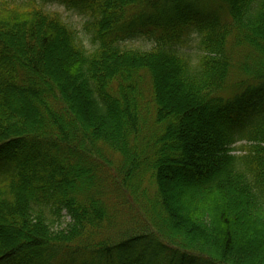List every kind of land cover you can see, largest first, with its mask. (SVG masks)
<instances>
[{
  "label": "trees",
  "instance_id": "trees-1",
  "mask_svg": "<svg viewBox=\"0 0 264 264\" xmlns=\"http://www.w3.org/2000/svg\"><path fill=\"white\" fill-rule=\"evenodd\" d=\"M48 1L0 0V264H264V0Z\"/></svg>",
  "mask_w": 264,
  "mask_h": 264
},
{
  "label": "rangeland",
  "instance_id": "rangeland-1",
  "mask_svg": "<svg viewBox=\"0 0 264 264\" xmlns=\"http://www.w3.org/2000/svg\"><path fill=\"white\" fill-rule=\"evenodd\" d=\"M15 1L16 3L25 1V0H12ZM39 3L41 2V0H37ZM45 8L46 10H49L50 12L53 13H57L58 15H60V17L69 25H71L73 28H75L78 32H80L81 36L83 37V39L86 42V45L88 46L89 44V40H90V35L88 33L85 32L84 28H85V23L87 21V18L84 14H82L80 11L70 8L68 7L66 4L60 2V1H53V0H49L48 2L45 3ZM141 37V36H139ZM122 44H125L126 46L130 47V48H134V49H147L150 45V42L148 40L145 39V37H141V38H137V39H133L130 41H125ZM187 47L184 49V52L190 53L192 55H194L196 53V46H195V42H189L187 45ZM111 195H107V198L109 197L110 199V208L115 212L118 213L119 211L123 214L121 216V219L119 221H121L122 219H124V217H126L123 221V223L121 222L120 224L123 226L121 227H117L114 230H111L113 233L116 232H123L125 230H130L131 229V215H130V210L127 209L124 204V201H122V199L120 200H116L117 196L115 195V193L113 192V190L110 191ZM119 198V197H118ZM119 212V213H120ZM64 214V213H63ZM66 221H68V217L65 218ZM90 256H83L78 258L76 261V264H81V262H83L84 264H90V260L91 258H89ZM82 259V260H81ZM117 258L115 256L109 257L108 259L103 258L101 259V262L97 259L94 262L96 264H111V262H116ZM193 264H205V263H193Z\"/></svg>",
  "mask_w": 264,
  "mask_h": 264
}]
</instances>
